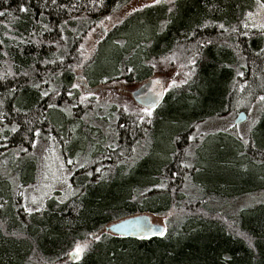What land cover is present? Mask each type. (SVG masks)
Masks as SVG:
<instances>
[{
  "label": "trees",
  "instance_id": "obj_1",
  "mask_svg": "<svg viewBox=\"0 0 264 264\" xmlns=\"http://www.w3.org/2000/svg\"><path fill=\"white\" fill-rule=\"evenodd\" d=\"M254 1L161 2L112 24L91 59L83 60L87 34L106 17L115 21L131 0H0V157L9 150L29 153L36 139L48 141L49 135L58 138L66 158L100 154L76 170L67 200L52 197L40 212H27L21 195L34 181L33 160L19 161L14 181L0 175V264H264V203L231 219L205 207L209 198L186 199L179 192L188 175L215 198L264 191V107L247 144L235 139L234 146L213 149L209 175L197 162L188 169L182 155L195 122L226 114L237 101L264 96V34L233 31ZM20 5L28 11L20 12ZM161 59L177 66L185 61L194 77L165 96L168 117L162 106L148 124L137 108L115 113L116 146L104 148L93 140L92 131L100 134V128L85 125L74 107L78 72L88 88L112 81L139 85L154 76L152 65ZM239 106L247 110L246 104ZM58 107L71 109L73 119ZM155 135L157 146L149 142ZM140 141H148V152L128 162ZM97 146L102 149L93 153ZM160 181L164 189L154 190ZM182 209V217L176 214L180 226L171 231L169 224L162 237L129 239L103 232L127 217ZM77 244L87 247L72 263L67 255Z\"/></svg>",
  "mask_w": 264,
  "mask_h": 264
},
{
  "label": "rangeland",
  "instance_id": "obj_2",
  "mask_svg": "<svg viewBox=\"0 0 264 264\" xmlns=\"http://www.w3.org/2000/svg\"><path fill=\"white\" fill-rule=\"evenodd\" d=\"M170 1L171 0H159L158 3H155L154 0H131V2L119 11L118 15H116L115 21L107 19L94 26L87 34L81 44V56L83 57V60L84 57L89 60L91 59L98 44L110 31L112 24H119L123 19L136 11L151 7L161 2L169 3ZM254 2V5L252 3L254 9L247 10L245 14V21L243 20L240 22L241 26L236 29L237 31L244 33V29L245 31L250 32V34H255L256 32L258 34H264V29L253 27V24L264 23V8L260 7V5L264 4V2H261L260 0L259 3L257 0ZM144 5L148 6L144 7ZM133 9L137 10L133 11ZM249 12L252 13V17H248L247 14ZM243 22L247 23L248 27H245ZM231 49L234 51L236 48L232 46ZM236 51L239 52L238 48ZM104 58L105 57H103L101 62H103ZM101 62L98 69L99 71L102 69ZM154 64L155 67H153V77H161L163 79L165 96L171 92L174 94L178 93L179 90L183 86L187 85L192 78L194 79L192 66H188V64L183 60H179L178 66L172 65L166 59L156 60L154 61ZM237 72H240L239 69H237ZM77 76L82 77V80H75V84L78 85L75 89L79 93V97L77 101L75 100L74 104V107H79V116H77V118H83L84 124H90L95 130L97 127L100 128V134L92 131L91 135H88H90L93 140L102 144L104 148L116 146V143L114 142L117 129V126L115 125V113L116 116L119 114H129L131 110L137 108L140 110L138 113L141 117H143L145 123L148 124L154 119L155 109L148 110L152 112V115L148 116L146 115L147 109H142L136 106L130 97V93L136 90L140 84L137 85L129 84L124 81H112L109 83L101 82L95 88H88L83 85V82L87 85V79H85L80 72H78ZM173 81H175V83H173ZM240 84L241 83H238V86H240ZM82 96L84 97L83 100H81ZM236 103L237 106L226 114L211 118L207 117L201 121L195 122L194 128L191 129V134L186 138L182 153L183 157L187 158L184 162L188 169L191 168V165L197 162V164L201 167L206 168L207 174L209 175V171H214V168L211 169L209 166V160L214 159V156L211 157V152L214 148L224 143L228 147H231V145L234 146L233 140L235 139L242 144L245 140L247 141L250 131L254 128L253 126L256 123L257 118L260 116L259 112L264 107V101L258 99L253 102H247L244 100L237 101ZM242 104L247 105V110L240 109L242 106L239 105ZM53 105L54 107L57 106L56 104ZM160 107L164 117L167 118L168 114L166 113V104L162 103ZM113 108L116 109L113 110ZM57 109H60L63 115H66L67 119H73L71 109L61 107H58ZM240 111L246 112L247 120L242 124L235 125L234 120ZM171 112H174V109H171ZM82 128L84 129L85 126ZM160 128H163V123L160 124L156 130ZM163 130L165 129H161L160 131ZM145 134H147V132ZM230 137H233V139ZM240 137H243V139ZM148 141L146 143H142L141 141L139 142L138 150L136 151L137 154H135L133 158L134 160L128 162H133L134 164L137 160H139V157L146 155L149 150V146L147 145ZM149 142L153 146L159 145L160 136L155 135ZM95 149L96 150L93 153H99L102 148L97 146ZM93 155L94 156L89 157L79 155V157L75 158H66L63 155L58 138L55 135L52 137L49 135L48 141L36 139L29 153H25L23 151L19 155L16 153V150H9L4 156L0 157V175L10 181H14V179L17 178L15 172L17 173L19 171V166H17L19 161H24L26 159L33 160L36 165L35 178L34 181L25 188L23 197L27 208L35 209L39 206L41 201L44 207L46 205V201L52 197L61 202L67 200L73 193L71 180L75 176L76 170L82 167L81 165L88 163L89 160H99L98 158L100 157V154ZM68 161H72V163H68ZM98 164L101 166L106 165L101 162ZM110 168H108V170H111ZM201 182L203 183V181ZM69 185L71 187H69ZM158 187H162L164 189V183L160 181L158 186L154 187V190ZM179 192H181L186 199L203 201L206 198H209L208 200H205V207L224 213L231 219H236L240 213L256 203H264V191L247 194L236 199H221L215 198L216 196L212 195L206 196V194L201 191L199 183L194 182L189 175L185 177L182 190ZM33 197H35L36 203H33ZM184 210L185 209L176 212L171 211L164 214H142H147L154 224L162 225L164 227L165 234L169 224L171 231L180 226L182 221L180 218L176 217V214L179 217H182L185 213ZM186 213L188 212L186 211ZM103 232L108 234V236L112 235L109 232Z\"/></svg>",
  "mask_w": 264,
  "mask_h": 264
},
{
  "label": "water",
  "instance_id": "obj_3",
  "mask_svg": "<svg viewBox=\"0 0 264 264\" xmlns=\"http://www.w3.org/2000/svg\"><path fill=\"white\" fill-rule=\"evenodd\" d=\"M77 80H82L81 76H76ZM83 85L87 87L85 82ZM134 104L142 109L154 110L160 107L165 98L163 79L161 77H150L140 84V86L130 93ZM247 120V114L240 111L234 120V124H242ZM105 232L113 236L129 239H150L153 237H162L164 227L154 224L146 214H138L113 222L105 227ZM76 246L68 252V259L72 263L81 260L83 251L75 255Z\"/></svg>",
  "mask_w": 264,
  "mask_h": 264
},
{
  "label": "snow or ice",
  "instance_id": "obj_4",
  "mask_svg": "<svg viewBox=\"0 0 264 264\" xmlns=\"http://www.w3.org/2000/svg\"><path fill=\"white\" fill-rule=\"evenodd\" d=\"M55 2H56V0H52V3H55ZM154 2H155V3H158L159 0H154ZM257 2L259 3V0H257ZM147 6H148V5H144V7H147ZM260 7H261V8H264V4H261ZM18 10H19L20 12H27V11H28L27 7H25V6H23V5H20ZM136 10H137V9H133V11H136ZM169 11H171V9H169ZM0 15H3V13H0ZM247 15H248V17H252V13H251V12H249ZM106 19H111V17H106ZM220 27L223 28L224 26L221 25ZM245 27H248V24H247V23H245ZM253 27H257V28L264 29V23L253 24ZM233 31H236V29L233 28ZM190 62H191L192 64H195V60H194V59L191 60ZM152 66L155 67V64H153ZM129 71H131V69H129ZM186 75H188V74H186ZM237 75H243V74L238 72ZM173 83H175V81H173ZM34 86H35V87H39V85H34ZM72 87H73V88H76V87H78V85L73 84ZM41 95H42V96H47V95H48V92L45 91V92L41 93ZM69 95H71V93H69ZM83 99H84V97L82 96V97H81V100H83ZM259 99H260L261 101H264V96L259 97ZM49 107H54V105H51V104H50ZM146 115L151 116V115H152V112L146 110ZM141 119H143V117H141ZM11 130H12V131H16V127L13 126V128H12ZM36 134L39 135V132H37ZM240 138L243 139V137H240ZM244 143L247 144L248 141L245 140ZM68 163H72V161H68ZM81 166H83V165H81ZM97 171H99V169H97ZM90 174H91V173H89V175H90ZM69 187H71V186L69 185ZM21 195H23V193H21ZM33 203H36V199H35V197H33ZM42 209H43V203H42V201H41V203L39 204V206H37L35 209H33V208H26L25 210H26L27 212L31 213L32 211L40 212V211H42ZM161 235H163V233H161ZM94 238L98 240L100 237H99V236H94ZM85 247H87L86 244H85V245L77 244V245H76V249H75V253H74V254L78 256V255L84 250Z\"/></svg>",
  "mask_w": 264,
  "mask_h": 264
},
{
  "label": "bare ground",
  "instance_id": "obj_5",
  "mask_svg": "<svg viewBox=\"0 0 264 264\" xmlns=\"http://www.w3.org/2000/svg\"><path fill=\"white\" fill-rule=\"evenodd\" d=\"M89 72V71H88Z\"/></svg>",
  "mask_w": 264,
  "mask_h": 264
}]
</instances>
